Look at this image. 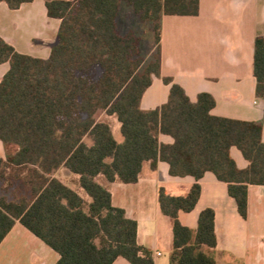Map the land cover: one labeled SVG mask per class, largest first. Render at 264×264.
Here are the masks:
<instances>
[{
    "label": "trees",
    "instance_id": "1",
    "mask_svg": "<svg viewBox=\"0 0 264 264\" xmlns=\"http://www.w3.org/2000/svg\"><path fill=\"white\" fill-rule=\"evenodd\" d=\"M1 2L16 10L33 0ZM121 3L152 25L156 50L147 64L134 33L118 29ZM45 7L49 18L61 22L47 60L19 54L0 38V65L9 64L0 81V141L16 148L0 158V244L19 222L57 253L56 264H113L117 258L154 264L151 252L137 244L136 221L113 207L97 178L135 184L144 163L155 170L164 162L170 176L195 180L184 196L159 189V209L172 224L169 264H215L207 253L216 247L213 210L200 212L195 232L179 214L195 208L199 180L212 173L247 218L248 187L264 186L262 126L212 116L209 94L191 103L170 78H162L170 85L167 102L151 111L140 108L153 77H160L161 18L197 16L199 0H55ZM253 77L256 96L264 100V36L254 40ZM101 115L117 120L122 143ZM160 134L172 144H160ZM232 147L248 162L246 169L237 168ZM61 167L78 176L89 200L52 178Z\"/></svg>",
    "mask_w": 264,
    "mask_h": 264
},
{
    "label": "crops",
    "instance_id": "2",
    "mask_svg": "<svg viewBox=\"0 0 264 264\" xmlns=\"http://www.w3.org/2000/svg\"><path fill=\"white\" fill-rule=\"evenodd\" d=\"M48 1L55 0H33L16 10L1 2L0 38L19 54L47 60L57 43L61 23L47 16ZM129 31L120 32L124 35ZM259 36H264V0H199L197 16H163L158 45L160 77H153L143 94L141 110H155L167 102L170 85H165L162 78H170L191 103H196L200 94H209L215 101L212 116L259 123L264 142V100L256 96L253 77L254 40ZM8 70V63L0 65V81ZM100 119L110 124L113 137L115 131L120 133V124L114 117L101 115ZM158 141L165 145L173 142L162 134ZM116 142L122 143L123 138ZM229 153L238 169L248 167L237 148L232 147ZM7 154H11L9 148L0 141V158L5 160ZM52 178L89 200L81 195L84 192L78 185V176L64 167ZM97 181L107 187L113 207L136 221L137 244L151 252L154 264H169L172 224L159 209V189L170 196H184L195 180L189 176L172 177L169 166L158 162L155 170L144 163L135 184H106L102 177ZM199 184V200L191 212L179 214L180 223L195 232L200 212L210 208L214 212L216 247L207 253L215 264H264V186L248 187L247 218L243 219L226 184L212 173H205ZM58 259L57 253L19 222L0 244V264H56ZM113 264L130 263L117 258Z\"/></svg>",
    "mask_w": 264,
    "mask_h": 264
},
{
    "label": "rangeland",
    "instance_id": "3",
    "mask_svg": "<svg viewBox=\"0 0 264 264\" xmlns=\"http://www.w3.org/2000/svg\"><path fill=\"white\" fill-rule=\"evenodd\" d=\"M117 23L119 30L124 33L125 29H130L134 35L139 40V57L144 61L145 64L153 61V57L155 55L156 44L154 41V34L152 32V25L149 23L141 22L138 17H136L131 8L126 3H121L120 11L117 18ZM104 118V117H103ZM114 137L117 141H122V137L119 131L114 132ZM89 144V141L86 140ZM14 147H9V152L14 153ZM69 172V171H67ZM73 184V183H72ZM74 185V184H73ZM16 188L19 184L15 185ZM2 185L0 183V194H2L3 190L1 189ZM14 189V188H13ZM9 189L6 197L11 198L12 190ZM19 189H22L19 187ZM83 197H86L84 193H81Z\"/></svg>",
    "mask_w": 264,
    "mask_h": 264
},
{
    "label": "built area",
    "instance_id": "4",
    "mask_svg": "<svg viewBox=\"0 0 264 264\" xmlns=\"http://www.w3.org/2000/svg\"><path fill=\"white\" fill-rule=\"evenodd\" d=\"M158 256H160V254H157Z\"/></svg>",
    "mask_w": 264,
    "mask_h": 264
}]
</instances>
